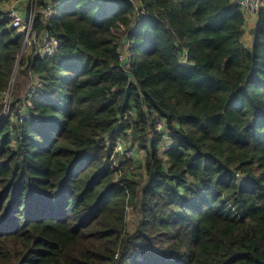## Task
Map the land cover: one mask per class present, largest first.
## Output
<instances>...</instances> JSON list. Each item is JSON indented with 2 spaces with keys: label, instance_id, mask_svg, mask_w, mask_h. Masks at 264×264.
I'll use <instances>...</instances> for the list:
<instances>
[{
  "label": "trees",
  "instance_id": "trees-1",
  "mask_svg": "<svg viewBox=\"0 0 264 264\" xmlns=\"http://www.w3.org/2000/svg\"><path fill=\"white\" fill-rule=\"evenodd\" d=\"M138 4L53 0L56 53L19 62L0 10V100L18 66L30 93L0 109V264H264V11L249 42L237 0Z\"/></svg>",
  "mask_w": 264,
  "mask_h": 264
},
{
  "label": "built area",
  "instance_id": "built-area-1",
  "mask_svg": "<svg viewBox=\"0 0 264 264\" xmlns=\"http://www.w3.org/2000/svg\"><path fill=\"white\" fill-rule=\"evenodd\" d=\"M7 7L3 8L0 5V10L6 15L9 20L10 27L17 30L19 34L22 35V50L21 53L18 55V62L22 58L23 55H31V56H52L56 53L59 47V40L50 35L48 31L45 29H39L36 27V19L40 17L43 24H48L51 17L54 15V8H53V0H49L48 4L45 8H38L41 10L36 9H29L26 5V0H5ZM35 2V6L37 7V0H33ZM135 5V10L137 15L146 14L144 8H141L138 4V0H130ZM237 3L240 9L247 15L256 16L260 11H264V0H237ZM138 20L133 18L131 22V26L134 27L135 23ZM129 30H132L131 28ZM123 44L119 47L121 50L120 55V64L123 69L129 68V60L126 59L127 53L126 49L128 47V42L126 38H122ZM122 48V49H121ZM184 61H186V56L183 57ZM35 79L32 77L30 78V86L34 84ZM15 82V78H12L10 82L9 89L4 91L1 95L0 100V109L2 110L3 115H11L18 120H23L26 115L22 114L21 116L17 117L14 115L12 111V103H13V85ZM28 88V87H27ZM29 89V88H28ZM27 89V90H28ZM27 90L21 92V97L28 96L30 93H27ZM128 115H133L132 112H128ZM157 132H163L164 130V122H159L157 126ZM164 141L161 144L162 151H166L172 145V141L164 136ZM116 150L121 153L119 156L112 157V163L120 168V163H122L125 158L132 159L135 155V151L129 147H126V143L124 138L121 137L116 141ZM120 171V170H119Z\"/></svg>",
  "mask_w": 264,
  "mask_h": 264
},
{
  "label": "rangeland",
  "instance_id": "rangeland-1",
  "mask_svg": "<svg viewBox=\"0 0 264 264\" xmlns=\"http://www.w3.org/2000/svg\"><path fill=\"white\" fill-rule=\"evenodd\" d=\"M26 5L29 7V9H36V10H41V9H38V8H42V7H40L38 4H37V7L35 6V2L33 1V0H26ZM123 29H118V30H115V32L118 34V35H120L121 34V31H122ZM249 44V43H248ZM122 49V48H121ZM14 77H15V83L18 81V83H19V86H18V88L15 86V90H18V91H21V90H23V89H25V83H24V81H23V79L25 78L24 77V75L22 74V67H20L19 68V66H18V68L16 69V71H15V74H14ZM26 80V79H25ZM138 157L139 158H142L143 157V154L141 153V152H139V154H138ZM125 161V160H124ZM124 166H125V164H124ZM131 220H130V223H128V229L130 230V231H133L134 229H135V225L137 224V222H138V218H139V216H138V214H134L132 211H131ZM134 214V215H133Z\"/></svg>",
  "mask_w": 264,
  "mask_h": 264
},
{
  "label": "crops",
  "instance_id": "crops-1",
  "mask_svg": "<svg viewBox=\"0 0 264 264\" xmlns=\"http://www.w3.org/2000/svg\"><path fill=\"white\" fill-rule=\"evenodd\" d=\"M0 5L5 8L7 7L6 1L1 0ZM257 18L258 16H250L246 14V25H245V30H246V39L250 42L251 41V35L250 31L256 26L257 24Z\"/></svg>",
  "mask_w": 264,
  "mask_h": 264
}]
</instances>
